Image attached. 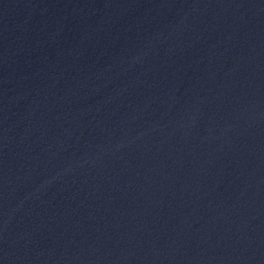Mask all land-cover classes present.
<instances>
[{
  "label": "water",
  "instance_id": "obj_1",
  "mask_svg": "<svg viewBox=\"0 0 264 264\" xmlns=\"http://www.w3.org/2000/svg\"><path fill=\"white\" fill-rule=\"evenodd\" d=\"M0 264H264V0H0Z\"/></svg>",
  "mask_w": 264,
  "mask_h": 264
}]
</instances>
